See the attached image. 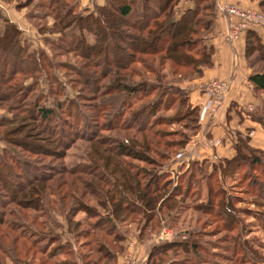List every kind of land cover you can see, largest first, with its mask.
Wrapping results in <instances>:
<instances>
[{
	"label": "rangeland",
	"instance_id": "rangeland-1",
	"mask_svg": "<svg viewBox=\"0 0 264 264\" xmlns=\"http://www.w3.org/2000/svg\"><path fill=\"white\" fill-rule=\"evenodd\" d=\"M125 1L0 0V34H10L4 32L6 17L21 29L6 50L0 44L1 260L264 264V151L248 148L247 136L234 137L230 124L221 125L224 136L211 131L228 81L203 82L201 104L189 96L192 83L212 67L202 64L203 51L211 47L213 55L214 48L212 27L204 25L214 18L210 2L200 5L203 24L195 27L190 48L182 36L177 46L160 42L141 53L129 48L141 32L133 16L112 25L121 15L115 8L107 20L106 9ZM257 1L260 8L227 1L217 6L264 14V0ZM183 2L175 9L177 18L187 9ZM99 15L105 23L92 18ZM89 42L97 48L84 50ZM258 45L251 40L246 54L251 64L257 59L256 70L264 69V48H253ZM4 52L13 60L7 63ZM195 57L199 61L191 64ZM10 72L15 79L8 82ZM214 81L228 84L219 103L209 93ZM125 83L136 90L125 89ZM261 94L250 118L264 129ZM42 108L54 113L45 119ZM199 137L214 151L241 142L232 159L216 152L201 158L194 153ZM59 180L69 184L55 194L51 188ZM137 181L154 191L142 198ZM125 197L137 212L125 211ZM151 198L156 203L149 206ZM24 199L29 207L20 209L15 202ZM158 201L160 211L149 220Z\"/></svg>",
	"mask_w": 264,
	"mask_h": 264
},
{
	"label": "crops",
	"instance_id": "crops-1",
	"mask_svg": "<svg viewBox=\"0 0 264 264\" xmlns=\"http://www.w3.org/2000/svg\"><path fill=\"white\" fill-rule=\"evenodd\" d=\"M183 1L181 5L187 6V9L195 5L194 0ZM224 1L234 3L243 8H260L257 0H213L214 18L211 26V36L209 38L211 45L214 46L211 59L212 67L205 68L203 70V76L192 83L193 92L189 93V96L192 100L194 98L197 104H201L206 98L202 97L204 91L201 85L203 82L215 78L228 81L230 84L228 95L215 115L216 117L211 124V131L218 136H224L221 125L230 124L236 130L234 137L243 139L247 136L249 137L248 143L246 142L247 147L264 151V129L260 123L250 118L252 114H255V111H253L254 108L262 103V91L257 90L250 81V75L257 71L255 67L257 64L256 62L253 64L249 63L246 56L248 31H244L239 39H231L229 37L228 25L230 18L222 13L217 6ZM92 2L93 0H86V4L91 5L93 4ZM7 18L10 19L9 17ZM256 32L264 44V30L258 29ZM200 92L202 93L200 94ZM234 105L238 106L235 108ZM227 119L230 121L227 122ZM202 138L199 137L198 143L194 147V153L201 158H205L208 155L211 156L216 152L223 159H232L236 154V145L241 142L240 140L236 141L235 147L231 145L230 149L227 146H222L214 151L205 147Z\"/></svg>",
	"mask_w": 264,
	"mask_h": 264
},
{
	"label": "trees",
	"instance_id": "trees-1",
	"mask_svg": "<svg viewBox=\"0 0 264 264\" xmlns=\"http://www.w3.org/2000/svg\"><path fill=\"white\" fill-rule=\"evenodd\" d=\"M181 1H183V0H129V1L127 0V1H125V3L122 2V3H124L122 5H116V6H114V8L106 9L107 20L110 19V16L112 14L110 12V10L112 11L115 8H116L115 11H117L121 15L118 16L116 19L111 18L112 19V25L114 23H117L118 25H123L124 24L123 19H121V18H130L131 16H133L135 18V22L134 21H133L134 23L132 21L131 22L133 23V25L137 24L135 26L140 25V29H141L140 31L142 33L137 32V34H136L137 41L135 42V45L131 44V46L129 47L130 50L141 52V53H147L148 50L156 49L154 47L155 43H157V44L160 42L166 43L167 41H172L171 43H174V44H176L175 46H177L176 41H178V39H180L182 36L186 38L185 39L186 45L189 46V48H190V46L193 45V43H194V41H192V37H193V34H195V32H196L195 27L203 24V18L199 17L200 16L199 11L201 10L200 5L203 4L204 2H206V3L210 2L209 7H207V8H208V12L211 11V13H209V14H211L210 18H212V16H214V13H213V10H214V4L213 3L214 2H213V0H194L195 5H196L195 8L194 9L190 8V9L185 10L183 15H181L180 18H177V16H175V9L177 8V6L179 5V3ZM152 4H154V5H152ZM133 5H135L136 7L133 8ZM101 16L102 15H99L97 17L95 16L92 18H94L95 20L99 19V21H101V18H102ZM4 18H5V16H4ZM4 21L7 24L4 32L6 33V31L7 32L10 31V34L7 38H5V37L3 38V36L0 34V44L6 50L10 46L9 41L11 39L15 38L14 37L15 32H17V30L21 31V29H19V26H17L16 23L11 21V19H8L7 17L4 19ZM101 22L105 23L104 20H102ZM212 23H213V21L211 19L210 21L207 20L204 23V25H206L208 28V27L212 26ZM105 28H106V26H105ZM102 36H106V34L104 33V34H102ZM148 36H149V38H148ZM253 38H255V39H253ZM251 40H257L259 42L260 45H258V47H253L256 50H259L260 47L264 48L262 39L260 38L259 34L256 31L249 30L248 35H247V55L248 56L250 54L249 46L251 44ZM87 44L88 45H84V47H83L84 50L88 49L87 51H92L96 47V46L92 45L91 42H89ZM211 56H212V48L208 47L202 53V58H203L202 64H204V65L209 64L210 65L212 62ZM1 57L4 60H6V62L9 60H13V58L10 57L8 52L2 53ZM14 57H16V55ZM185 58H187V57H182L183 60ZM260 60H264L263 49H262ZM197 61H199V60H197V58L195 57V59L192 58V61H190V63L195 64V63H197ZM253 61L256 62L257 59L253 60ZM6 68H7V66H6ZM9 75L10 76H8L9 77L8 82L10 81V79H13V80L15 79V75L13 73L10 72ZM250 81L254 84V86L257 90L264 92V69H260V70L253 72L250 75ZM141 86H143L142 88L145 90V92H147V93L149 92L150 88H148L146 85H141ZM135 87L130 86L128 83H125V89H128V90L130 89L129 91H132V92L135 91L136 90ZM20 89H22V87H20ZM53 113H54L53 109L51 110L48 108H42V116L45 119L50 117V115ZM34 120L36 121V119H34ZM262 121L264 122V120H262ZM237 149L239 150L238 147H237ZM252 150L259 151L258 149H252ZM255 160L258 161L257 158H255ZM73 183H74L73 184V187H74L75 180L73 181ZM65 184H69V183L62 181V180H59L56 188L54 185H53V188L50 187L51 191L55 194L56 193L60 194L61 188ZM136 185L138 187L139 194H140V196H142V198L147 197L150 193H152L154 191V190L153 191L150 190L149 185H146V187H144V185L142 186L141 182L139 183L137 181ZM35 187H37V186H35ZM35 187L31 188V190L35 191V189H36ZM177 191H178V189H177ZM28 195H29V193L27 194V199H28ZM163 196H161V197H163ZM39 198H42V197H39ZM33 199H38V198L33 197ZM119 201H121V198ZM127 201H128V199H126V197H125V211H128L130 213L137 212L136 211L137 207L135 208L131 204H130V206H127L129 204V203H127ZM153 201H155V203H156V199L151 198V202H150L149 206L154 204ZM27 202L28 201L26 199H24L21 201L20 200L16 201L15 203L20 209H24L26 207H29V204ZM37 203H40V201L38 200V201L34 202V204H36V205H37ZM159 203H161V201H158V205H156V206H158V209H154V210H152V208L150 209V212L148 214V216H150V217H148L149 220H154L155 216H157V214H158L157 211H160L161 207H159L160 206ZM138 207H139V209H138L139 214H143V212H144L143 208H141L140 206H138ZM143 216H145V215H143ZM145 218L147 219V217H145ZM29 253H30V251H29ZM0 264H5L4 260L2 261L1 258H0ZM40 264H44V259H42V263H40Z\"/></svg>",
	"mask_w": 264,
	"mask_h": 264
},
{
	"label": "built area",
	"instance_id": "built-area-1",
	"mask_svg": "<svg viewBox=\"0 0 264 264\" xmlns=\"http://www.w3.org/2000/svg\"><path fill=\"white\" fill-rule=\"evenodd\" d=\"M218 9L230 18L229 32L232 37L236 38L244 31L264 30V14L262 12L256 10H242L232 4H222L218 6ZM227 86L228 84L226 82L217 81L211 82L208 85L209 93L214 103H219L220 100L224 98ZM212 104L213 103L210 102L203 108L201 113L202 116H205Z\"/></svg>",
	"mask_w": 264,
	"mask_h": 264
}]
</instances>
